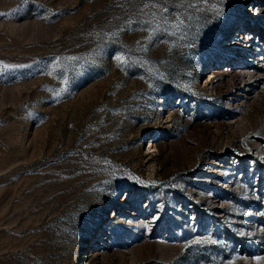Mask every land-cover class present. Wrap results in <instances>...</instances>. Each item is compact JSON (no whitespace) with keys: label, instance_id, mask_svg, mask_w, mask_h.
Wrapping results in <instances>:
<instances>
[{"label":"rangeland","instance_id":"obj_1","mask_svg":"<svg viewBox=\"0 0 264 264\" xmlns=\"http://www.w3.org/2000/svg\"><path fill=\"white\" fill-rule=\"evenodd\" d=\"M155 4L0 0V264L264 256V0Z\"/></svg>","mask_w":264,"mask_h":264},{"label":"snow or ice","instance_id":"obj_2","mask_svg":"<svg viewBox=\"0 0 264 264\" xmlns=\"http://www.w3.org/2000/svg\"><path fill=\"white\" fill-rule=\"evenodd\" d=\"M151 3H152V6L153 7H156L155 0H151ZM147 7H148V4H145V8H147ZM141 11L143 12V9ZM167 12H168V9L166 7H164L162 9V12L159 14L160 17H161V19L164 18V15L163 14L164 13H167ZM151 15L152 16H156L158 14L157 13H152ZM145 23H147V22H145ZM71 59L76 60L78 58L73 57ZM115 59L118 60V61H120L121 63H125V58L122 55L115 56ZM5 67H8V66H5ZM212 242L214 243L215 241H212ZM196 243H199V241H196ZM257 264H264V256L257 257Z\"/></svg>","mask_w":264,"mask_h":264}]
</instances>
